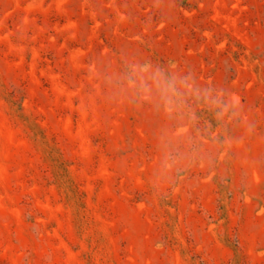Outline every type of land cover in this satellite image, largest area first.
Instances as JSON below:
<instances>
[{"label":"rangeland","instance_id":"1","mask_svg":"<svg viewBox=\"0 0 264 264\" xmlns=\"http://www.w3.org/2000/svg\"><path fill=\"white\" fill-rule=\"evenodd\" d=\"M0 264H264V0H0Z\"/></svg>","mask_w":264,"mask_h":264},{"label":"clouds","instance_id":"2","mask_svg":"<svg viewBox=\"0 0 264 264\" xmlns=\"http://www.w3.org/2000/svg\"><path fill=\"white\" fill-rule=\"evenodd\" d=\"M129 85L142 93V99L146 101H155L157 107L166 116L173 112H179L182 109L183 100L190 95L199 97L201 93L204 99L211 98L212 89L195 88L189 80V77H176L169 74L163 68H153L150 64L135 66L132 69V75L129 79ZM220 94L213 101L214 105L219 101ZM237 102L232 101L234 107ZM217 117L227 114L228 104L219 105ZM171 160V157H169ZM175 162V161H173ZM165 167L171 168L172 163H166Z\"/></svg>","mask_w":264,"mask_h":264}]
</instances>
